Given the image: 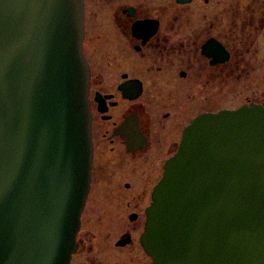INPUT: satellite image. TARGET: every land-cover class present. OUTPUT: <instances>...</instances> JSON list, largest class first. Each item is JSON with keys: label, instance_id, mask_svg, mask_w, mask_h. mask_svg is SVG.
<instances>
[{"label": "water", "instance_id": "95a60500", "mask_svg": "<svg viewBox=\"0 0 264 264\" xmlns=\"http://www.w3.org/2000/svg\"><path fill=\"white\" fill-rule=\"evenodd\" d=\"M83 19V0H0V264L77 250L93 157ZM141 242L154 264H264V107L184 128Z\"/></svg>", "mask_w": 264, "mask_h": 264}, {"label": "flooded vegetation", "instance_id": "af4514ba", "mask_svg": "<svg viewBox=\"0 0 264 264\" xmlns=\"http://www.w3.org/2000/svg\"><path fill=\"white\" fill-rule=\"evenodd\" d=\"M83 6L93 157L69 264H154L141 242L147 208L184 128L264 107V0Z\"/></svg>", "mask_w": 264, "mask_h": 264}]
</instances>
